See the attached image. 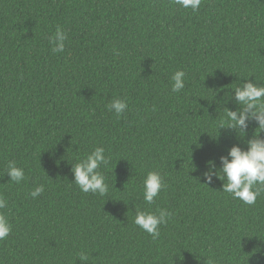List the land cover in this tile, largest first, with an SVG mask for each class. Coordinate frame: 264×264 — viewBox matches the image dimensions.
Listing matches in <instances>:
<instances>
[{
  "label": "trees",
  "instance_id": "obj_1",
  "mask_svg": "<svg viewBox=\"0 0 264 264\" xmlns=\"http://www.w3.org/2000/svg\"><path fill=\"white\" fill-rule=\"evenodd\" d=\"M58 27L68 39L53 53ZM178 70L185 87L172 92ZM245 79L264 84V0H202L195 12L174 0H0V195L12 225L0 264H264V194L246 205L223 181L204 184L207 162L246 148L258 126L244 138L219 129ZM115 98L128 102L120 116L107 108ZM96 147L110 158L105 196L73 183ZM153 170L167 187L149 205ZM136 206L173 213L159 238L134 224Z\"/></svg>",
  "mask_w": 264,
  "mask_h": 264
},
{
  "label": "clouds",
  "instance_id": "obj_2",
  "mask_svg": "<svg viewBox=\"0 0 264 264\" xmlns=\"http://www.w3.org/2000/svg\"><path fill=\"white\" fill-rule=\"evenodd\" d=\"M174 2L180 7L191 9L194 12L198 11L202 4V0H174ZM67 39V33L58 27L55 34L49 39L52 52H63ZM185 77L184 70H178L172 75V92H180L184 89ZM233 91L238 107L235 110L224 107V117L220 120L219 129L234 130L240 138H244L247 136L250 122L254 121L258 126L252 138L246 140V148L234 144L228 149L227 155L220 157L219 167L214 159L207 162V170L204 172L206 183L204 184L210 185L214 179H219L224 182L223 192L246 205H254L257 198L264 194V136L261 135L264 133V84L245 79ZM107 108L120 116L128 109V102L125 99L115 98L107 105ZM109 162L110 158L105 155V149L96 147L86 157L73 164V183L84 193L107 195L109 186L100 169L102 166H107ZM7 175L10 176V181L17 184L25 179L24 169L12 161L8 163ZM166 187L165 177L160 171H149L143 181L145 203L153 204ZM43 192L44 185L41 184L35 187L29 195L36 198ZM7 207V199L0 195V241L7 239L12 231L11 222L3 211ZM172 215L173 213L167 209L142 210L136 206L133 222L155 240L161 235V226L166 225ZM88 259V255L80 253V261L87 262ZM209 264L212 262L209 261Z\"/></svg>",
  "mask_w": 264,
  "mask_h": 264
}]
</instances>
